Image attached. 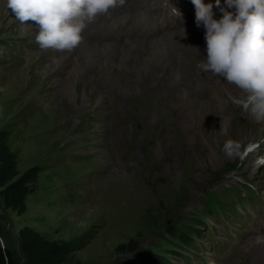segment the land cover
I'll return each instance as SVG.
<instances>
[{
  "label": "rangeland",
  "instance_id": "rangeland-1",
  "mask_svg": "<svg viewBox=\"0 0 264 264\" xmlns=\"http://www.w3.org/2000/svg\"><path fill=\"white\" fill-rule=\"evenodd\" d=\"M10 11L6 7L0 16V130L9 133L18 171L38 166L40 173L22 215L0 208V246L19 257L17 232L26 226L47 240H85L74 253L80 264H122L137 252L155 255L162 264H186L184 259L189 264H250V239L238 241L264 217V117L251 124L237 115L234 123L229 121L225 130L232 129L231 147L239 151L226 158L225 146L218 145L221 159L213 164L200 137L178 124L184 122L180 111L158 100L161 94L181 103L160 86L162 80L154 79L153 87L125 101L110 87L114 98L100 95L104 109L90 96L88 106L77 112L81 88L73 101L60 95L54 81L63 75L43 70L51 51L24 35L22 22L10 21ZM167 15L168 9L161 12L162 18ZM166 66L171 79L176 68L178 83H195L185 56ZM133 78H125L128 87ZM205 78L197 81L198 88L203 89ZM98 83L90 85L99 89ZM200 89L187 90L198 102L207 101ZM242 94H229L224 101L246 109ZM145 114L155 121L153 127L142 119ZM200 120L196 117L201 125ZM250 153L254 171L246 175L243 163ZM181 220L197 225L198 235L187 248L168 234Z\"/></svg>",
  "mask_w": 264,
  "mask_h": 264
},
{
  "label": "bare ground",
  "instance_id": "bare-ground-1",
  "mask_svg": "<svg viewBox=\"0 0 264 264\" xmlns=\"http://www.w3.org/2000/svg\"><path fill=\"white\" fill-rule=\"evenodd\" d=\"M5 8V0H0V16L4 13ZM9 13H11L12 16L10 21L14 20V13L11 11ZM220 15H222V13H217L216 18H219ZM36 30L35 21L29 20L22 23L21 31L24 35L32 37L34 36ZM203 33V25L197 27L194 20L187 26L185 30L180 32L179 37H177L175 34H170L150 44H139L141 49L147 52V56L143 60V66L139 69L132 67H119V70L123 71L121 74L116 72L115 69L106 66L97 58L98 54L105 52V48L103 46L101 47L91 44H83L77 49L59 57L51 56L49 64L43 68V70L47 74L53 71H59L63 75L61 78L56 79L54 84L58 89V92H60V95L69 101L74 100V98L77 96V89L81 88V105L77 108V112H79V108L81 109L88 106V98L90 96H95V105L104 109L103 96H97V91L99 89L90 85L93 80L111 87L110 91L119 95V98H121L122 101H125L128 96H139L140 93L146 90V88L153 87L154 79L165 81L166 89H168V91L173 94V97L181 100V103L173 102L168 98H164L161 94L159 95L158 100L162 103L166 102L172 110L180 111L184 122L179 121L178 124L182 127L183 132H191L193 135H198L201 139V142L207 147L209 151L210 161L213 164H218L219 160L221 159L218 154V145L219 148L222 144L225 146L224 148L226 151V158L235 156L239 151V147H231L235 140L231 135L232 129L229 131L230 133L226 132L225 130L228 122H232L233 119L234 123L235 117L241 116L244 118V121L247 124L255 122L258 123L261 121L260 118L262 117L263 119L264 116L257 118V116L251 111L250 107L242 109V104L240 102L233 104V106L230 104V102L224 101V97L228 96L229 94H232L234 97L243 98L242 93L245 91L238 88L235 84L228 82L227 80L211 72L208 76H206L205 83H218L224 80V85H226V88L228 89L227 94L221 87L218 89V92L223 97L220 96L218 98L203 102H198L195 100L192 97L190 90L179 88L177 86L178 79H176L175 75L174 79H171L170 74L166 73L165 62L163 58L170 55V49L173 47L177 49L190 48L192 50H196L195 48L190 47L195 46L198 47L199 51L205 55V43L199 40L200 36H204ZM132 48L133 46L125 44L124 46L115 47L114 49L126 55V58L124 59V61H126L131 59L128 56V52L132 51ZM160 68L163 69V71L160 72V74H155V71ZM90 70L95 72L94 77H90L88 75V71ZM127 73L134 75V78L130 81L131 85L129 87L126 84L127 80L124 77ZM238 90H240L241 93L239 92V94H237ZM245 95H247L246 92ZM228 105H231V107L234 109L228 111ZM230 112H236L237 114H232ZM148 116V114H145L142 116V119L149 126L153 127L155 121ZM196 117L201 119V125L196 122ZM157 148L159 151L161 150L160 144H158ZM253 157L254 154L250 153L243 163V165L245 164L243 172L246 175H251L254 171L252 163ZM247 245H249L250 248H248V252L251 251L250 264H264V236L252 238V240L250 239V243Z\"/></svg>",
  "mask_w": 264,
  "mask_h": 264
},
{
  "label": "clouds",
  "instance_id": "clouds-1",
  "mask_svg": "<svg viewBox=\"0 0 264 264\" xmlns=\"http://www.w3.org/2000/svg\"><path fill=\"white\" fill-rule=\"evenodd\" d=\"M22 23L35 21L34 39L41 49L71 51L83 40L85 28L100 14L124 5L125 0H5ZM195 23L203 25L205 55L198 67L235 84L247 93L245 107L264 116V0H191ZM173 12L179 10L173 7ZM185 34V32H184ZM183 34V35H184ZM196 49L199 55V48Z\"/></svg>",
  "mask_w": 264,
  "mask_h": 264
},
{
  "label": "trees",
  "instance_id": "trees-1",
  "mask_svg": "<svg viewBox=\"0 0 264 264\" xmlns=\"http://www.w3.org/2000/svg\"><path fill=\"white\" fill-rule=\"evenodd\" d=\"M8 137L9 133L5 129L0 130V208L22 215L26 211L25 198L33 190L40 168L32 166L20 173L17 157L9 146ZM195 224L181 220L169 228L168 234L177 238L182 247L187 248L192 244L193 237L198 235ZM86 243L80 238L68 241L47 240L40 233L25 226L17 232L19 257L0 246V264H80L75 261L74 253ZM122 264L162 263L155 255L137 252L130 261Z\"/></svg>",
  "mask_w": 264,
  "mask_h": 264
}]
</instances>
